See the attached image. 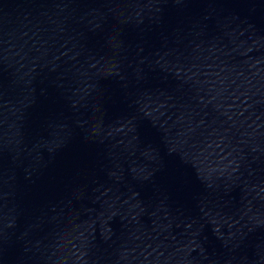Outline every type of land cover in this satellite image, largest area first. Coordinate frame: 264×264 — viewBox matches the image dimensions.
<instances>
[{"label": "water", "instance_id": "water-1", "mask_svg": "<svg viewBox=\"0 0 264 264\" xmlns=\"http://www.w3.org/2000/svg\"><path fill=\"white\" fill-rule=\"evenodd\" d=\"M0 264H264V0H0Z\"/></svg>", "mask_w": 264, "mask_h": 264}]
</instances>
